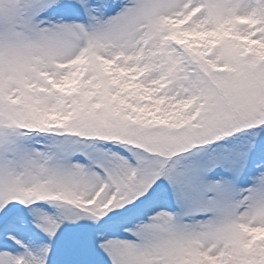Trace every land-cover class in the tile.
<instances>
[{
    "label": "snow or ice",
    "instance_id": "snow-or-ice-1",
    "mask_svg": "<svg viewBox=\"0 0 264 264\" xmlns=\"http://www.w3.org/2000/svg\"><path fill=\"white\" fill-rule=\"evenodd\" d=\"M0 264H264V0H0Z\"/></svg>",
    "mask_w": 264,
    "mask_h": 264
}]
</instances>
